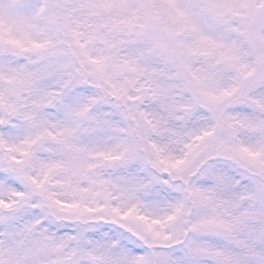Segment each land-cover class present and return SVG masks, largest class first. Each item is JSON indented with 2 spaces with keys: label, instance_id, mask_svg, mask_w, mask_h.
I'll return each instance as SVG.
<instances>
[{
  "label": "snow or ice",
  "instance_id": "snow-or-ice-1",
  "mask_svg": "<svg viewBox=\"0 0 264 264\" xmlns=\"http://www.w3.org/2000/svg\"><path fill=\"white\" fill-rule=\"evenodd\" d=\"M0 264H264V0H0Z\"/></svg>",
  "mask_w": 264,
  "mask_h": 264
}]
</instances>
